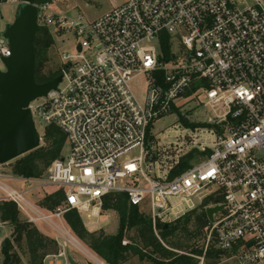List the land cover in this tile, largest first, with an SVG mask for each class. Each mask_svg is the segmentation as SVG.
<instances>
[{"label":"built area","instance_id":"2783aa9c","mask_svg":"<svg viewBox=\"0 0 264 264\" xmlns=\"http://www.w3.org/2000/svg\"><path fill=\"white\" fill-rule=\"evenodd\" d=\"M23 2L0 0V6ZM36 22L61 43L75 39V51L61 54L55 88L27 105L35 127L36 119L43 127L57 125L66 146L38 177L0 169V200L13 202L25 222L50 232L58 246L52 256L70 264L72 245L94 254L92 263L110 264L65 219L70 210L99 216L110 193L124 192L132 204L149 206L159 238V223L193 208L175 211L177 200L203 193L202 203L219 200L207 207L223 206L206 226L208 245L215 242L238 264H264V0H118L92 18L40 3ZM10 53L0 34V59ZM141 76L143 99L132 87ZM202 93L214 113V139L208 145L187 134L201 158L179 172L193 149L158 146L153 124ZM136 148L139 156H127ZM12 179L28 183L26 189L15 188ZM48 186L63 194L49 210L25 196L32 187ZM197 257L205 264V254Z\"/></svg>","mask_w":264,"mask_h":264},{"label":"trees","instance_id":"16d2710c","mask_svg":"<svg viewBox=\"0 0 264 264\" xmlns=\"http://www.w3.org/2000/svg\"><path fill=\"white\" fill-rule=\"evenodd\" d=\"M52 43L50 32L39 28L34 38L35 67L34 77L36 82L43 83L58 75L53 71L46 75L42 71L43 62L47 59V51ZM165 51L169 45L165 43ZM181 120L187 127L199 126L190 122L184 116ZM203 126H211L203 123ZM66 146V134L57 125H47L42 134V143L35 149L21 155L10 162L3 164L11 167L12 174L25 177H38L46 168L62 155ZM200 155L195 148L182 157L177 171H183L192 165V159ZM60 190H54L44 196L40 205L52 208L62 199ZM219 202L217 199L206 198L201 207L194 209L182 217L170 222L159 223L158 229L161 239L156 235L151 217L141 211L139 205L132 204L124 192H113L104 197L102 210H114L119 217V229L116 233H106L99 229H87L82 216L76 210L65 214V219L72 231L82 239L96 254L110 264H124L132 255H137L143 260H150L155 264H198L197 256L205 254V258L217 263L226 254L211 242L207 248L204 243L193 242L201 240L205 234L204 229L209 224L206 207ZM18 210L11 201L0 200V221L10 227V235L3 239L1 246V264H24L21 261L15 244L23 241L27 254L26 264H44V258L58 251L57 244L49 236L42 233L36 226L25 222L18 217ZM134 229L133 241L123 243L126 232ZM207 237V236H205ZM228 257V256H226ZM87 264H94L89 262Z\"/></svg>","mask_w":264,"mask_h":264},{"label":"rangeland","instance_id":"374dc122","mask_svg":"<svg viewBox=\"0 0 264 264\" xmlns=\"http://www.w3.org/2000/svg\"><path fill=\"white\" fill-rule=\"evenodd\" d=\"M118 0H51L49 3L50 9L54 11H60L65 13H84L86 16L92 18L97 17L103 14L104 12L108 11L114 4H116ZM17 11V6L14 4H6L0 6V30L3 29L5 24L13 21ZM51 35V34H50ZM52 37V43L47 51V59L45 62H43L42 65V71L48 75L51 74L53 71H59V67L61 64V54L62 52H68L73 53L74 50V41L75 39L70 37L63 43L60 42V39L57 40L56 38ZM0 68H3V62L0 59ZM132 87L136 94L140 97V99H143L145 93H146V81L144 77H138L132 82ZM207 101V95L206 93H202L197 95L195 98L191 99H185L183 100L182 109L179 112H176L174 114L168 115L157 122L153 124L154 132L157 135V145L161 146L163 144L170 145L175 150V148H180V145H182L184 151H190L193 149V140L191 137L186 136L187 134H196V137L198 138V143H206L210 145L214 139V135L212 132H210V129L208 128H199L203 126V123H209V118L214 117V113L212 112L209 105L206 104ZM181 116H184L186 119H188L190 122H194L198 124L199 126L197 128H185L183 121L181 120ZM197 129V130H196ZM36 130L37 132L42 135L44 131V127L42 123L36 119ZM196 130V131H194ZM182 135V136H181ZM185 136V137H183ZM42 143V140L40 141V144ZM180 143V145L178 144ZM176 149V150H177ZM140 155V148H136L130 153L127 154V156L134 157ZM124 158V157H123ZM201 157L200 155L195 158L192 162H195L199 160ZM5 168V169H4ZM0 169L6 172L11 171V167L9 165H0ZM10 184H12L17 189H26V186L28 183H23L21 180H10ZM122 183L128 182V179H122ZM30 187V186H29ZM55 190L54 186H48L45 187L44 191L41 189L36 190L34 187L27 190L25 193V196L29 198L30 200L37 202L40 205V202L44 198L43 192H52ZM1 193V192H0ZM202 195L203 193H200L198 195H195L191 197V199L188 202L181 201L178 199V204L175 207L176 210L187 208L189 209V206L193 205V208L190 210L198 209L202 205ZM41 206V205H40ZM141 211H144L146 214H150L151 210L149 206L140 207ZM190 212V211H189ZM187 212V213H189ZM186 213V214H187ZM82 219L90 231H96L99 229H104L106 233L114 234L119 229V217L116 211L114 210H100L99 216H88L87 213L81 214ZM18 217L20 219H23V216L21 213H18ZM178 219V218H177ZM37 227V226H36ZM42 233L49 236L51 238L50 232L47 231L45 228H39L37 227ZM0 242L4 239L6 235L9 234L10 229L8 226L0 225ZM159 232V229H158ZM205 234L202 235L201 240L195 239L193 242L200 243L201 245L204 243L205 248L208 246L207 242V236L206 235V229H204ZM160 233V232H159ZM134 229H129L126 232V237L123 241L129 242L133 241L134 236ZM160 235V234H159ZM161 238V236H160ZM159 238V239H160ZM81 242L89 248V246L80 239ZM163 241L162 239H160ZM124 243V244H126ZM165 245V243L163 241ZM210 244V243H209ZM58 247V246H57ZM15 250L17 251L19 257L21 258L22 263H27V254L25 245L22 242L15 244ZM90 249V248H89ZM91 250V249H90ZM69 254L79 263L81 264H87L89 262H93V259L83 252H81L78 248L70 245L68 247ZM92 251V250H91ZM93 252V251H92ZM227 256V255H226ZM223 256L217 263H213L212 260L205 259V264H238L236 259H232L229 257ZM2 254H1V244H0V264H1ZM63 264V262L66 261L65 257H59L58 258ZM68 259V258H67ZM199 260L198 264H200L201 260L197 257ZM124 264H155L154 262L150 260H143L139 258L137 255H132Z\"/></svg>","mask_w":264,"mask_h":264},{"label":"water","instance_id":"95a60500","mask_svg":"<svg viewBox=\"0 0 264 264\" xmlns=\"http://www.w3.org/2000/svg\"><path fill=\"white\" fill-rule=\"evenodd\" d=\"M51 0H24L17 7L13 21L5 24L1 35L10 48V55L3 57L0 68V165L24 155L40 145L28 103L46 95L60 81L58 74L52 79L38 83L34 77V38L39 30L36 22L37 5ZM222 205L207 207L210 221ZM4 241L1 243V246ZM70 264H80L68 255Z\"/></svg>","mask_w":264,"mask_h":264},{"label":"crops","instance_id":"0c3cea01","mask_svg":"<svg viewBox=\"0 0 264 264\" xmlns=\"http://www.w3.org/2000/svg\"><path fill=\"white\" fill-rule=\"evenodd\" d=\"M5 169V168H4ZM5 171V170H4ZM6 172V171H5ZM8 173V172H7ZM8 174H10L11 176H18V175H14V174H11L10 172L8 173ZM15 180V179H14ZM18 181V180H17ZM44 189L45 188H43L42 189V191H44ZM44 193V196L46 195V194H48V192H43ZM50 193V192H49ZM0 197H1V193H0ZM45 209H48L49 210V208H47V207H44ZM0 224H1V226H3V225H6V226H8V224L7 223H5V222H1L0 221ZM9 227V226H8ZM9 229H10V227H9ZM1 230V229H0ZM10 232H11V230H10ZM10 232H9V234L8 235H6L5 237H7V236H9L10 235ZM4 237V238H5ZM3 242V240L0 242V244ZM68 254H69V252H68ZM70 255V254H69ZM59 257H53L52 256V254H49V255H47L45 258H44V261H43V263L44 264H52L54 261H56L58 264H61V262H60V260L58 259ZM1 262H2V259H1ZM66 263V261L65 262H63V264H65ZM81 264V263H80Z\"/></svg>","mask_w":264,"mask_h":264},{"label":"bare ground","instance_id":"6f19581e","mask_svg":"<svg viewBox=\"0 0 264 264\" xmlns=\"http://www.w3.org/2000/svg\"><path fill=\"white\" fill-rule=\"evenodd\" d=\"M96 211L98 212V209H96ZM82 252L84 253V254H86L87 256H90V257H92L94 254H92L88 249H86V248H82Z\"/></svg>","mask_w":264,"mask_h":264}]
</instances>
